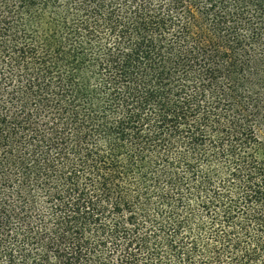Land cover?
<instances>
[{"label": "trees", "instance_id": "1", "mask_svg": "<svg viewBox=\"0 0 264 264\" xmlns=\"http://www.w3.org/2000/svg\"><path fill=\"white\" fill-rule=\"evenodd\" d=\"M0 264H264V0H0Z\"/></svg>", "mask_w": 264, "mask_h": 264}]
</instances>
